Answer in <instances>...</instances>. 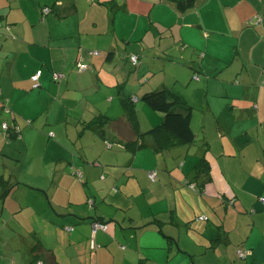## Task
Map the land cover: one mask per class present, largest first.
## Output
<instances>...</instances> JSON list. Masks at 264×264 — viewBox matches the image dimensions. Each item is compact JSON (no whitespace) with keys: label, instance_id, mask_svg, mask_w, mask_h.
<instances>
[{"label":"crops","instance_id":"obj_1","mask_svg":"<svg viewBox=\"0 0 264 264\" xmlns=\"http://www.w3.org/2000/svg\"><path fill=\"white\" fill-rule=\"evenodd\" d=\"M263 70L264 0H0V264H264ZM161 88L193 143L146 134Z\"/></svg>","mask_w":264,"mask_h":264},{"label":"trees","instance_id":"obj_2","mask_svg":"<svg viewBox=\"0 0 264 264\" xmlns=\"http://www.w3.org/2000/svg\"><path fill=\"white\" fill-rule=\"evenodd\" d=\"M173 1H174V5L177 11L181 13L186 12L190 8L194 7L196 3V0H173ZM47 9L49 13L51 9L49 8ZM48 13H44V14H48ZM5 28L9 30L8 26H6ZM131 57L132 56H130L129 58L130 64H131ZM137 58L139 62L140 61L139 57L137 56ZM141 101L145 105H147L152 111H155L163 115V121L159 125L155 126L153 129H151L150 131L146 133V134H152L154 136H157L158 143L162 147H165L168 143L162 140L161 137H165L168 141L170 140V138L172 139L174 138L178 140L180 143H184L187 145L195 141V134L193 133L191 126H190V115H191L192 108L189 105H187V103H185L179 96L173 94L167 88H161L155 91L144 93L141 96ZM123 105H124L125 113L127 114L129 120L134 121L133 124H135V110L131 106V103L124 101ZM4 106L5 105H3V109H4ZM17 133L12 132L10 133V136L8 138L5 137V139L8 140L12 135H16ZM53 136L54 135L52 133V136H49V137L52 138ZM196 172L202 175L208 174V165L204 157L198 161L197 166H196ZM147 176H148V173H147ZM0 188L3 189L2 197H4L7 194V192L11 189V186H9L8 182H5L3 179L0 178ZM199 217H205L206 220H203V221L208 220L206 216H199ZM199 217H197V220ZM37 260H40V259H35L31 264H34ZM42 263L47 264L45 261H42ZM49 264H57V263L53 260V258H51V262Z\"/></svg>","mask_w":264,"mask_h":264},{"label":"built area","instance_id":"obj_3","mask_svg":"<svg viewBox=\"0 0 264 264\" xmlns=\"http://www.w3.org/2000/svg\"><path fill=\"white\" fill-rule=\"evenodd\" d=\"M44 13H48V9H44L43 10ZM139 64L138 62V58L136 55H133L131 57V65L132 67H136ZM77 70L78 72H83L86 70V66L82 63H78L77 64ZM263 74H264V70H263ZM41 76V71H37L35 74H33L30 78L31 82H32V88L33 89H38L40 87V83H39V79ZM63 78L62 74L59 73H53L52 74V80L53 81H60ZM4 110L6 112H9V108H7V106H4ZM19 131V129L16 128H9V126L6 123H0V134H2L4 137L8 138L10 136V133H17ZM49 136H52V133L49 134ZM106 144L108 145V142H106ZM109 146V145H108ZM78 175L80 176V174L78 173ZM148 178L151 182H155L157 179V174L155 171H150L148 172ZM190 188H193V185L190 186ZM258 201L260 202V204H262L264 206V197H259ZM89 205H92V202L89 201ZM198 220H206L205 217H199ZM91 227V235L94 236L97 232L101 231V232H107L108 230V224L100 222V221H93L90 225ZM67 231H71L72 228H67ZM237 256L239 258H244V254L243 252L239 251L237 253ZM34 264H43L41 260H37Z\"/></svg>","mask_w":264,"mask_h":264},{"label":"rangeland","instance_id":"obj_4","mask_svg":"<svg viewBox=\"0 0 264 264\" xmlns=\"http://www.w3.org/2000/svg\"><path fill=\"white\" fill-rule=\"evenodd\" d=\"M76 71H77V73H82V72H78V70H77V67H76ZM84 72V71H83ZM138 104H142L141 102H138ZM9 113V112H8ZM28 125L30 124L29 122H26Z\"/></svg>","mask_w":264,"mask_h":264}]
</instances>
